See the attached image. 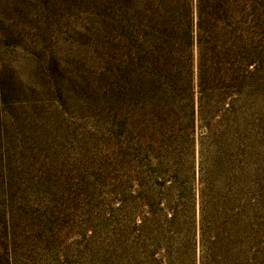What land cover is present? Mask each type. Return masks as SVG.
Returning a JSON list of instances; mask_svg holds the SVG:
<instances>
[{
  "label": "rangeland",
  "instance_id": "1",
  "mask_svg": "<svg viewBox=\"0 0 264 264\" xmlns=\"http://www.w3.org/2000/svg\"><path fill=\"white\" fill-rule=\"evenodd\" d=\"M0 264H264V0H0Z\"/></svg>",
  "mask_w": 264,
  "mask_h": 264
}]
</instances>
